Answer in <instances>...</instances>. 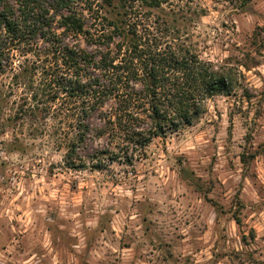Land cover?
Here are the masks:
<instances>
[{"label": "rangeland", "instance_id": "rangeland-1", "mask_svg": "<svg viewBox=\"0 0 264 264\" xmlns=\"http://www.w3.org/2000/svg\"><path fill=\"white\" fill-rule=\"evenodd\" d=\"M199 1V54L237 87L133 166L68 168V99L10 120L30 93L0 75V264H264V0Z\"/></svg>", "mask_w": 264, "mask_h": 264}, {"label": "trees", "instance_id": "trees-1", "mask_svg": "<svg viewBox=\"0 0 264 264\" xmlns=\"http://www.w3.org/2000/svg\"><path fill=\"white\" fill-rule=\"evenodd\" d=\"M212 1L243 9L252 0ZM206 11L199 0H0V75L30 93L9 119L68 99L66 166H133L155 137L235 92L234 69L202 58L193 39Z\"/></svg>", "mask_w": 264, "mask_h": 264}]
</instances>
